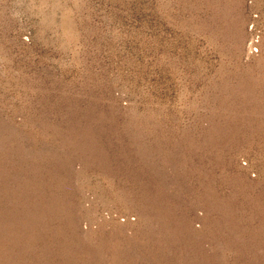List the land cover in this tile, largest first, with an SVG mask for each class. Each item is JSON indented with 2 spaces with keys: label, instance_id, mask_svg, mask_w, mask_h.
<instances>
[{
  "label": "rangeland",
  "instance_id": "rangeland-1",
  "mask_svg": "<svg viewBox=\"0 0 264 264\" xmlns=\"http://www.w3.org/2000/svg\"><path fill=\"white\" fill-rule=\"evenodd\" d=\"M0 264H264V0H0Z\"/></svg>",
  "mask_w": 264,
  "mask_h": 264
}]
</instances>
